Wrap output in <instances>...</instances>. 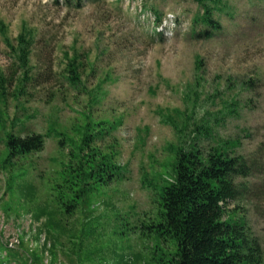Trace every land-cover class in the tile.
I'll use <instances>...</instances> for the list:
<instances>
[{
  "label": "rangeland",
  "instance_id": "374dc122",
  "mask_svg": "<svg viewBox=\"0 0 264 264\" xmlns=\"http://www.w3.org/2000/svg\"><path fill=\"white\" fill-rule=\"evenodd\" d=\"M55 1L0 0L13 46L24 27L35 38L17 98L25 69L0 34V72L9 81L0 96V264H167L177 245L154 225L175 149L194 144L207 153L224 142L238 143L235 153L255 166L246 194L227 210L244 218L264 260V0H223L214 14L222 30L210 38L194 26V0H83L81 8ZM74 59L82 65L77 84L67 72ZM90 121L105 124L94 127L108 130L95 146L115 154L125 179L49 227L37 212L56 208L51 190L70 151L59 139L79 142ZM9 133L50 137L12 170L3 165ZM29 184L33 200L21 193Z\"/></svg>",
  "mask_w": 264,
  "mask_h": 264
},
{
  "label": "trees",
  "instance_id": "16d2710c",
  "mask_svg": "<svg viewBox=\"0 0 264 264\" xmlns=\"http://www.w3.org/2000/svg\"><path fill=\"white\" fill-rule=\"evenodd\" d=\"M65 1L77 8L83 5V0ZM55 2L59 3L58 0ZM194 2L200 8V15L194 19V26L205 28L200 35L210 38L221 31L222 26L219 21L214 20V14L226 7L223 0ZM156 22L157 25L161 24L160 16H157ZM0 34L14 52L20 66L25 69L22 80L15 87L18 98L24 93L28 83L31 49L35 38L31 31L24 27L16 38L15 48L3 22H0ZM158 36L161 37L162 34L159 32ZM201 65V61L196 62L198 71ZM80 66L82 65L78 59L70 61L67 66L69 80L73 84L81 81ZM8 83V79L0 72L2 98L7 96ZM104 125L88 122L79 134V142L64 134L62 139H59V147L63 149L69 145L70 151L68 162L63 165L51 190L52 203L56 208L41 209L37 212V219L47 216L49 227L58 226V214L73 216L96 189L125 179L123 167L116 163L115 154H102L95 146L99 138L107 135L104 131L108 130L95 134L94 127ZM49 137L50 133H31L26 136L7 134L4 142L7 156L3 165L10 166L13 170L16 163L14 160H21L43 151L46 138ZM238 145L224 142L207 153L194 144H190L189 149H175L174 179L160 186L158 223L154 225L160 237L166 236L176 242L177 251L167 264H264L260 245L250 234L244 218L238 217L234 211L227 210L230 202L239 201L244 197L249 188L246 181L256 173L255 166L248 157L235 153ZM21 172L23 178L27 177V171ZM17 177L18 175L9 176L10 188H13ZM21 193L23 197L33 200L36 190L29 184L22 188Z\"/></svg>",
  "mask_w": 264,
  "mask_h": 264
}]
</instances>
